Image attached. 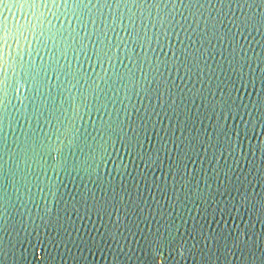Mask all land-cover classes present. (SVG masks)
<instances>
[{
  "label": "water",
  "instance_id": "water-1",
  "mask_svg": "<svg viewBox=\"0 0 264 264\" xmlns=\"http://www.w3.org/2000/svg\"><path fill=\"white\" fill-rule=\"evenodd\" d=\"M0 264H264V0H0Z\"/></svg>",
  "mask_w": 264,
  "mask_h": 264
}]
</instances>
